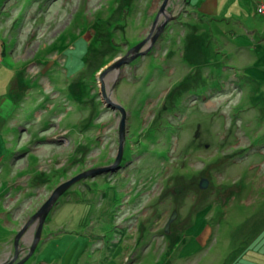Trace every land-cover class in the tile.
Listing matches in <instances>:
<instances>
[{"label":"rangeland","instance_id":"rangeland-1","mask_svg":"<svg viewBox=\"0 0 264 264\" xmlns=\"http://www.w3.org/2000/svg\"><path fill=\"white\" fill-rule=\"evenodd\" d=\"M20 261L264 264V0H0Z\"/></svg>","mask_w":264,"mask_h":264},{"label":"water","instance_id":"water-1","mask_svg":"<svg viewBox=\"0 0 264 264\" xmlns=\"http://www.w3.org/2000/svg\"><path fill=\"white\" fill-rule=\"evenodd\" d=\"M122 140H124L123 131H122V134H121V143H122ZM121 145H122V144H121ZM120 148H122V147H120ZM70 184H71V182H68V183L63 184L62 187H61V190H57L56 193H54V195H53V196L47 201V203L43 206V208L41 209V212H40L39 214H37V216H38V215H41V216H40V217H41V219H40V226H41V224L43 223V221H44V219H45V216H46V214L48 213L49 209L51 208V205L53 204L55 198H57L59 195H61L62 192H63V188H65L66 186H68V185H70ZM200 185H201V187L204 188V187L206 186V180L201 181ZM39 231H40V229H39L38 232H37L36 240H37L38 237H39ZM36 240H35V243H36ZM35 243H34V244H35ZM31 248H32V250H33L34 246H32ZM22 262H23V261H20V262L17 263V264H20V263H22Z\"/></svg>","mask_w":264,"mask_h":264},{"label":"bare ground","instance_id":"bare-ground-1","mask_svg":"<svg viewBox=\"0 0 264 264\" xmlns=\"http://www.w3.org/2000/svg\"><path fill=\"white\" fill-rule=\"evenodd\" d=\"M79 208H80V207H79ZM79 208L76 209V211L78 210L77 212H79V210L81 209V208H80V209H79Z\"/></svg>","mask_w":264,"mask_h":264}]
</instances>
